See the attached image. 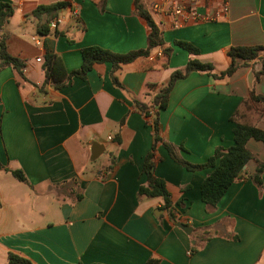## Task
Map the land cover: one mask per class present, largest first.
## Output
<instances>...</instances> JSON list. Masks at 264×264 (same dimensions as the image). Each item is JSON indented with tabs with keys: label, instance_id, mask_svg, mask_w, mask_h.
<instances>
[{
	"label": "crops",
	"instance_id": "obj_1",
	"mask_svg": "<svg viewBox=\"0 0 264 264\" xmlns=\"http://www.w3.org/2000/svg\"><path fill=\"white\" fill-rule=\"evenodd\" d=\"M162 1L140 0L161 33L160 47L115 70L95 64L84 79H68L85 48L115 54L146 48L149 28L134 0H72L76 18L58 0H0L11 9L0 36L23 64L21 75L12 66L0 70V254L6 262L11 252L32 264H264V171L259 186L250 178L256 162L264 163L263 143L245 142L254 159L214 207L199 193L211 169L188 171L176 161L205 163L215 148L234 145L237 125L264 133V107L249 98L250 90L264 97V74L256 82L253 76L260 63L222 79L189 72L174 83L165 108L153 104L190 58L219 75L230 65L231 47L264 48V0H227L222 14L223 0L196 5L198 13L220 14L212 22L154 11ZM38 8L54 11L35 16ZM59 15L64 23L50 31L48 22ZM180 42L198 54L191 57ZM47 53L64 71L57 88L41 87ZM93 143L103 151L91 160ZM148 154L168 206L162 197L139 194ZM16 171L25 182L13 177Z\"/></svg>",
	"mask_w": 264,
	"mask_h": 264
},
{
	"label": "trees",
	"instance_id": "obj_2",
	"mask_svg": "<svg viewBox=\"0 0 264 264\" xmlns=\"http://www.w3.org/2000/svg\"><path fill=\"white\" fill-rule=\"evenodd\" d=\"M134 6L137 15L143 18L149 28L147 35V45L143 50L131 51L126 54H115L110 51L98 48L89 47L85 48L81 52L82 63L78 70L73 71L68 74L67 78H80L84 79L87 72L95 64L109 63L112 66V70H115L120 65L129 64L138 57H146L149 52L153 49L160 47L163 44L161 33L141 5L140 0H134ZM54 11L52 9L38 8L34 15L37 16L41 11ZM11 15V9L9 6L1 4L0 5V27L5 24L6 18ZM178 45L184 49L191 57L198 54V50L192 47L190 44L180 42ZM166 53L169 50L165 51ZM264 53V48L261 46H247V47H231L227 51V57L230 59L229 67L221 72L219 75L212 73V66L210 64L200 63L195 58H190L182 71H176L172 73L168 83L164 86L160 92L154 97L153 104L157 105L159 108L163 109L166 107L168 95L174 85V83L186 77L189 72H207L213 78L222 79L224 77H229L235 73L239 68L247 67L252 62L258 61L260 67L257 71L253 72L254 81H258L259 77L264 74V56L260 55ZM5 66H12L18 74H22L23 64L17 58L11 57L6 50L5 40L0 36V70ZM42 70L44 72V82L41 85L43 88L45 85L49 84L55 88L61 86L59 84L60 76H63V69L60 63L54 60V57L50 54L45 55L44 62L42 63ZM40 87V88H41ZM249 98L254 103H261L264 107V97L255 95L252 90L249 91ZM143 113L145 116H150L149 108H144ZM152 120V128L154 134V142L158 141L157 136V123L156 118ZM254 139L260 141L264 145V133L251 126H240L237 125L234 130V145L232 147L223 149L220 147L215 148L214 153L207 161L200 165H191L185 162H181L176 159L172 152V147L164 144L169 155L177 162L182 164L188 171L201 170L205 168L211 169V172L202 181L199 193L200 200L206 206L214 207L221 197L225 194L228 187L236 180L241 179L243 176V168L245 165L253 160L252 154L246 150L245 142L248 139ZM152 155L148 154L145 157L143 164V173L146 176V187H141L139 189V194L154 198L162 197L166 206L169 205V196L161 180L153 177L151 169ZM256 169L253 175L250 177L252 181L259 186L260 176L264 171V163L256 162ZM13 177L21 182H25L26 179L21 172H12ZM7 264H32L29 260L8 252L7 253ZM97 264V263H95ZM146 264H152V262H147Z\"/></svg>",
	"mask_w": 264,
	"mask_h": 264
},
{
	"label": "built area",
	"instance_id": "obj_3",
	"mask_svg": "<svg viewBox=\"0 0 264 264\" xmlns=\"http://www.w3.org/2000/svg\"><path fill=\"white\" fill-rule=\"evenodd\" d=\"M58 1L68 6L70 17L72 18L77 17V14H78L77 11L74 8H72V0H58ZM206 1L208 0H163L161 3L155 4L153 6V10L156 12L165 13L173 17H179L184 21H190V22L216 21L219 18L220 14L228 11L227 0H223L222 9L220 11V14L215 13V15H205V14L198 13L195 9L196 5L206 2ZM63 23H64V17L59 15V16L52 18L48 22L47 27L50 31L54 32ZM177 26L178 25L175 24L174 27H177ZM31 41L35 45H38V46L41 45V40L37 36H33L31 38ZM35 61L41 62L40 58H36Z\"/></svg>",
	"mask_w": 264,
	"mask_h": 264
},
{
	"label": "water",
	"instance_id": "obj_4",
	"mask_svg": "<svg viewBox=\"0 0 264 264\" xmlns=\"http://www.w3.org/2000/svg\"><path fill=\"white\" fill-rule=\"evenodd\" d=\"M103 151V148L100 147L97 143H93L91 148H90V153H91V160L96 159ZM177 227H179L183 232H185L186 234H189L192 229L182 223H178L176 224Z\"/></svg>",
	"mask_w": 264,
	"mask_h": 264
},
{
	"label": "rangeland",
	"instance_id": "obj_5",
	"mask_svg": "<svg viewBox=\"0 0 264 264\" xmlns=\"http://www.w3.org/2000/svg\"><path fill=\"white\" fill-rule=\"evenodd\" d=\"M2 255L0 254V264H7L6 259L1 257Z\"/></svg>",
	"mask_w": 264,
	"mask_h": 264
}]
</instances>
